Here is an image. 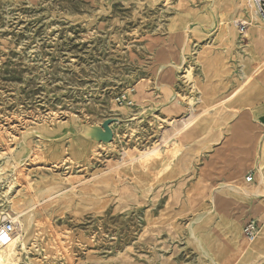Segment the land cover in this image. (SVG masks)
Masks as SVG:
<instances>
[{"label":"rangeland","instance_id":"obj_1","mask_svg":"<svg viewBox=\"0 0 264 264\" xmlns=\"http://www.w3.org/2000/svg\"><path fill=\"white\" fill-rule=\"evenodd\" d=\"M240 1L0 0V230L27 211L17 264H264V100L238 91L264 44L233 23ZM192 111L173 147L167 120Z\"/></svg>","mask_w":264,"mask_h":264},{"label":"bare ground","instance_id":"obj_2","mask_svg":"<svg viewBox=\"0 0 264 264\" xmlns=\"http://www.w3.org/2000/svg\"><path fill=\"white\" fill-rule=\"evenodd\" d=\"M246 9L248 10V12H246ZM238 16L242 17V18H237ZM239 20L241 22H244L246 25L252 27L253 33L255 35L260 36L261 40H262L261 43L264 44V38H262V34L260 33V30H262L264 28V26L261 24V22H260L258 16L256 15L253 7L251 6L250 0H241L238 3L236 16L233 18V23L235 24L236 22H240ZM230 21H231L230 18H228V17L223 18L222 17V19L219 21V23H220V26H228ZM247 40H249V39H247ZM251 50L253 51L252 48H251ZM252 64L253 65L251 67L247 66L244 69V72L241 75V81H242L241 86L238 89V91H240L242 88H244V86H246V93L249 90H251L252 88H256L255 91L252 93L253 95L252 94L250 95L251 99L253 100L254 97L256 99L257 95H255L254 93L257 92L258 96L261 97V100H264V58H261L260 55H258L256 52V54L253 57ZM201 88H203V87H201ZM200 95H201L200 98L202 99V101L204 103L207 102V100L212 98L211 94L206 92V91H203ZM245 96H247V95H244V97ZM252 96H254V97H252ZM224 104H225V100L214 103L207 110H205L203 112V114L204 113L207 114L209 111L214 110L215 108H217L221 105H224ZM172 110H173V113H180V108H176V107H174V105L172 106ZM194 112L192 111L183 117H181L182 116L181 115L182 113H181L179 116H177V117H179L178 119L176 117H170V119L167 120L169 128L172 130H176L175 136H177L176 137L177 141L176 142L174 141L173 147L181 144V142H183V140H185L184 130L187 129L197 118H199L201 116L200 114L197 115ZM213 113H215V112H213ZM212 118H213V116H212ZM204 123H206V122H204ZM201 132H203V131H201ZM188 137H190V136H188ZM165 144H167V142L164 143V146H165ZM161 157H162L161 151L156 148L151 152L150 155H148L146 160L151 161L154 159H160ZM148 164L147 165L145 164L144 166L147 167ZM49 200H50V198H49ZM26 212H24V213L22 212V213L14 216V217L11 216L9 213H5V216H6L5 219L6 218L11 219L15 223V225L17 226L18 232L13 233V234H8L6 232H0V264H17V260H18L17 249H18L19 245H23V235L20 233V231H24V222L21 220V218L24 217ZM233 227L236 228V223H233ZM0 231H2V228ZM245 248H248V245Z\"/></svg>","mask_w":264,"mask_h":264},{"label":"built area","instance_id":"obj_3","mask_svg":"<svg viewBox=\"0 0 264 264\" xmlns=\"http://www.w3.org/2000/svg\"><path fill=\"white\" fill-rule=\"evenodd\" d=\"M250 4L253 7L256 15L258 16L261 24L264 26V0H250ZM240 21V20H239ZM236 28L238 29L241 36L247 31L248 26L244 22H236ZM126 99V98H125ZM254 181L253 176L247 178L248 183H252ZM261 228L260 223L256 220H250L247 222L243 228V235L244 238L249 242L253 243L257 240L260 234ZM8 234H13L15 232V225L12 222H6L3 227L2 231Z\"/></svg>","mask_w":264,"mask_h":264},{"label":"crops","instance_id":"obj_4","mask_svg":"<svg viewBox=\"0 0 264 264\" xmlns=\"http://www.w3.org/2000/svg\"><path fill=\"white\" fill-rule=\"evenodd\" d=\"M239 82L241 83L242 81L240 80ZM219 100H220V98H219ZM256 111H257L256 113H257V115L259 117V120H260V124L262 126H264V105H262L261 107H257V110Z\"/></svg>","mask_w":264,"mask_h":264}]
</instances>
